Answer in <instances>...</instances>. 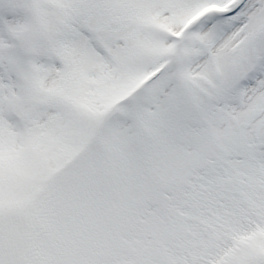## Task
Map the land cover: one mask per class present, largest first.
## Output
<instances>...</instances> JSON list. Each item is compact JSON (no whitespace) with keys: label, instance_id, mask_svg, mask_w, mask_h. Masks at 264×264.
<instances>
[{"label":"snow or ice","instance_id":"1","mask_svg":"<svg viewBox=\"0 0 264 264\" xmlns=\"http://www.w3.org/2000/svg\"><path fill=\"white\" fill-rule=\"evenodd\" d=\"M0 264H264V0H0Z\"/></svg>","mask_w":264,"mask_h":264}]
</instances>
